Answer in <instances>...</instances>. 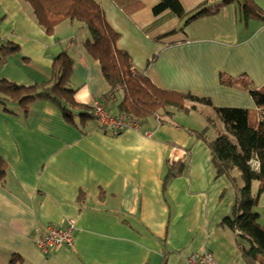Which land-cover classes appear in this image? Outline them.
Segmentation results:
<instances>
[{
    "label": "crops",
    "instance_id": "obj_1",
    "mask_svg": "<svg viewBox=\"0 0 264 264\" xmlns=\"http://www.w3.org/2000/svg\"><path fill=\"white\" fill-rule=\"evenodd\" d=\"M94 1L136 72L159 89L208 98L211 106L195 104L192 110H210L214 120L175 110L130 122L116 134L78 116L79 128L70 125L48 100L33 102L27 114L16 104L11 113L0 109L6 173L0 185V264L16 256L20 264H184L204 251L217 264H259L246 262L248 243L223 223L241 184L229 173L214 174L209 144L225 132L217 108L243 109L254 118L258 113L247 91L222 86L219 77L245 75L256 87L264 84V18L243 21L234 2L184 25L220 0H179L181 19L169 10L153 15L158 0ZM252 1L264 16V0ZM68 24L47 34L20 0H0L1 44L18 48L16 70L5 72L8 58L2 78L22 85L50 80L54 57L75 42ZM69 53L76 102L91 109L98 102L107 115H124L116 109L120 95L106 98L109 87L98 61L78 44ZM178 161L186 169L163 191L165 164ZM255 211L264 225V190ZM70 219L76 225L71 246L44 253L35 245L48 226L63 228Z\"/></svg>",
    "mask_w": 264,
    "mask_h": 264
},
{
    "label": "trees",
    "instance_id": "obj_2",
    "mask_svg": "<svg viewBox=\"0 0 264 264\" xmlns=\"http://www.w3.org/2000/svg\"><path fill=\"white\" fill-rule=\"evenodd\" d=\"M26 5L34 22L47 34L64 22L79 24L78 29L86 28L89 38L84 46L86 54L98 61L101 73L108 84L107 99L120 95L116 105L118 114L129 117V123H141L149 116L187 109L181 101L211 106L208 98L192 93L166 91L154 86L143 74L132 68L129 55L117 47L119 34L107 23L104 12L94 0H20ZM237 2L240 4L241 18L247 22L251 18H264L252 0H220L214 8H200L187 22L200 16L218 12L220 6ZM169 10L176 17L183 18L185 11L179 0H158L153 6V15ZM165 34L160 38L169 36ZM74 41H68L63 50L57 54L51 66L52 77L48 81L31 85H22L6 78H0V109L11 113L8 105H18L27 114L30 104L35 101L48 100L62 113L66 123L79 128L75 117L84 122L92 119L96 122L89 106L81 105L75 100L76 90L72 88V66L74 59L69 53ZM17 46L0 45V65H4ZM219 84L225 87L247 91L258 108L257 116L249 117L248 111L238 108H217L216 114L223 124L225 132L216 136L209 144L210 162L214 174L226 175L232 169L240 173L243 186L231 207V216L223 223L239 232V238L248 243L243 257L246 262L259 260L264 264V227L258 223L259 214L255 211L259 196L264 190V84L253 85L245 75L229 77L220 75ZM116 102V101H115ZM97 123V122H96ZM234 139V142L232 141ZM257 168L252 167V163ZM185 162L165 164L163 191L168 182L184 173ZM5 167L0 160V185L5 184ZM257 184L255 192L252 184ZM20 259L13 257L8 264H20Z\"/></svg>",
    "mask_w": 264,
    "mask_h": 264
},
{
    "label": "built area",
    "instance_id": "obj_3",
    "mask_svg": "<svg viewBox=\"0 0 264 264\" xmlns=\"http://www.w3.org/2000/svg\"><path fill=\"white\" fill-rule=\"evenodd\" d=\"M1 45V41H0ZM93 116L96 122L104 129L110 130L113 133H121L125 129L129 128L128 118L124 115L117 117H111L107 115L103 106L94 102L92 105ZM76 230L75 222L70 219L67 220L65 227L60 228L58 226H48L45 235L38 237L35 240V245L44 253L61 247L71 246L73 244V235ZM184 264H217L209 252H202L201 254H191L185 258Z\"/></svg>",
    "mask_w": 264,
    "mask_h": 264
},
{
    "label": "rangeland",
    "instance_id": "obj_4",
    "mask_svg": "<svg viewBox=\"0 0 264 264\" xmlns=\"http://www.w3.org/2000/svg\"><path fill=\"white\" fill-rule=\"evenodd\" d=\"M69 22H66V24H68ZM71 24V23H70ZM68 24V25H70ZM79 24H71L70 26H67L69 28H71V32L73 33V38L75 40L74 44H78L80 46L81 49H83L84 51H86L85 49V46L83 43H85L86 39L89 38V32L87 31L86 28H80L78 29L77 26ZM66 27V26H64ZM56 29V28H55ZM58 31H62L60 30V28H57ZM18 63V57H17V54L12 52L11 55L9 56V61H8V66L5 68L6 69V73H11L12 71H15L16 68L14 67L16 64ZM4 66V65H0V68ZM2 72L3 70L0 71V78H2ZM183 103V105L188 109V111L191 112V116L193 117H197V116H200V115H203L202 117H206V121L209 122L210 119H213V116H212V111L210 110H203L202 108H199V110L197 112H194L195 110H191V106H192V103H190L189 101L187 100H184V101H181ZM32 104H30V107H31ZM199 107H202L199 105ZM205 107V106H204ZM8 108L9 109H12V105H8ZM205 109V108H204ZM257 116V114L255 113V117ZM210 117V118H209ZM213 126L211 125V128ZM232 141L234 142V139L232 138ZM252 167L254 169L257 168V164L255 162L252 163ZM229 175H230V178L232 180V182L234 184H237V183H240L241 184V187L243 186V183H242V179H241V176H240V173L237 169H232L231 171H229ZM257 187L256 183L253 184V190H255ZM261 226V225H260ZM262 227H264V225H262Z\"/></svg>",
    "mask_w": 264,
    "mask_h": 264
}]
</instances>
